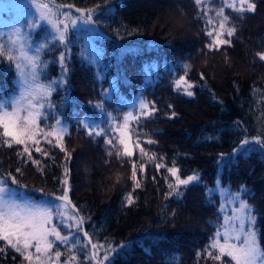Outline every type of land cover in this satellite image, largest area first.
Segmentation results:
<instances>
[{
  "label": "trees",
  "instance_id": "trees-1",
  "mask_svg": "<svg viewBox=\"0 0 264 264\" xmlns=\"http://www.w3.org/2000/svg\"><path fill=\"white\" fill-rule=\"evenodd\" d=\"M53 1L96 9L93 20L103 36L86 29L71 33L67 84L56 85L49 97L52 107L45 102L43 111L48 118H41L40 127L49 130L56 118L65 121L67 131L60 142L65 151L54 137L48 143L38 136L39 145L28 143L29 158L23 152L25 145L9 148L0 133V171L7 170L20 185L55 196L63 194L67 179L69 196L92 242L120 250L118 257L116 253L111 257L115 264H234L229 257L215 260L218 252L208 247L223 225L218 182L232 193L248 190L242 199L255 209V228L264 249V152L247 145L254 151L238 155L230 166L218 163L221 154L231 156L242 140L264 139V60H260L264 0H246L244 11L237 10L241 4L227 7L224 0H202L200 5L194 0ZM249 3L256 5L254 11H247ZM221 8L229 18L226 28L236 31L231 37L225 31L222 38L230 43L210 50L213 37L206 33L219 29L215 14ZM7 38L0 37V44L7 46ZM56 47L39 56L46 63L47 78H38L44 84L58 77ZM17 62L0 57V96L16 87ZM181 76L194 85L193 97L184 94L185 84L177 88ZM141 97L149 109L154 104L155 111L148 117L139 115ZM128 98L132 106L126 103ZM97 104L103 108L94 107ZM128 108L138 116L127 129L133 156L117 157L122 146L108 114L121 125ZM82 120L103 127L112 144L103 137L89 136L79 123ZM148 156L156 159L148 160ZM133 163L140 188L131 179ZM158 163L164 167L157 169ZM173 166L182 179L193 174L199 177L181 186L179 197L168 195V184L175 181L167 168ZM129 194L132 205L127 204ZM79 235L86 243L83 234ZM128 244L130 250L121 248ZM0 249V264H27L5 242L0 241ZM57 250L61 252L59 264H90L79 251L77 259L69 261L73 252L68 245L56 242L53 257Z\"/></svg>",
  "mask_w": 264,
  "mask_h": 264
},
{
  "label": "snow or ice",
  "instance_id": "snow-or-ice-1",
  "mask_svg": "<svg viewBox=\"0 0 264 264\" xmlns=\"http://www.w3.org/2000/svg\"><path fill=\"white\" fill-rule=\"evenodd\" d=\"M245 0H241V8L238 11H244L243 3ZM196 5H200L202 0H194ZM35 7L39 13L40 20L46 21L58 34V39L60 43H64L66 39V33L68 30L69 23L75 27L77 25V19H72L70 13L64 12L63 19L58 18L59 10L50 6L49 3L44 2V0H34ZM225 5L229 8H235L234 2H228L225 0ZM71 7V6H69ZM256 5L254 3H249L247 11H254ZM77 12L82 10L76 9ZM224 9L221 8L217 15L222 16L220 20L219 29H213L207 31L206 35L213 37L212 42L208 45L211 50L213 47L219 49L220 45L229 44L230 41L223 39L222 36L224 32L231 37L236 29L226 28L228 22V16L223 15ZM85 23L93 22V17L91 11L83 17ZM209 24L213 23L211 20L208 21ZM63 25V27H61ZM34 27L36 25H29ZM213 31H215V36H213ZM19 43V47L15 45ZM42 45L41 47H45ZM66 46V45H65ZM40 49L37 51L39 52ZM15 53V54H14ZM7 56L9 61H18L15 65L18 77L23 79L19 80L21 91L18 96L12 99L11 110H8L3 102H0V128H2V136L5 139V144L7 147L11 148L13 144L25 145L23 152L28 154L31 158V152L28 147V143L32 142L39 145L40 140L37 139L38 136H42L51 143V139L54 137L57 141V146L60 147L61 151H65L62 143L64 139L65 126L59 118L55 119V124L50 127L49 130H45L40 127L39 121L41 118L47 119V114L43 111L45 108V102L48 103L49 107L53 105L49 101V97L54 91H56V85L62 83L60 80H51L46 84L40 83L38 80L39 72L38 69L46 67V65L40 64L38 55L30 56L23 43L18 40L9 41V45L0 44V57ZM260 60H264V54L260 55ZM59 63L62 69L66 72L64 68V54L61 53L59 57ZM25 65L30 69L28 73L25 72ZM185 67H190V65H185ZM31 76V80L28 76ZM203 79V77H201ZM181 84H185L184 94L188 97L194 96V85L186 81L185 76H181L178 81H176V86L179 88ZM113 86H115L113 84ZM94 107L103 108V104H97ZM139 115L148 117L154 111L155 107L153 104L152 109H149V104L144 101L141 97L138 101ZM171 107V105H169ZM176 114L173 112L172 116ZM111 117V114H108ZM113 121L115 118L112 117ZM130 120H138V116L133 115L132 112H128L123 117V124L115 126L113 131L119 133V144L122 146V153L117 151V157L123 155L126 157L133 156V149L130 146V138L127 135L128 124ZM83 128L88 130L89 136L93 134L97 137L105 138L107 144H112L111 139H107L108 133L100 125L89 122L88 120L79 121ZM99 129V130H97ZM264 135V133H262ZM148 144H152V140L147 141ZM247 145H256L264 152V139L260 137H253L252 139H244L241 141V145L238 149H233L231 156L225 158L221 154V158L218 161L219 165L222 167L230 166L236 162L237 156H242L245 153L254 151V148L246 147ZM140 147L139 144L136 145ZM37 152H41L40 147H36ZM141 154L147 156L144 148L140 147ZM111 155V153H109ZM47 155V153H43ZM66 155H68L66 153ZM70 158V155H69ZM154 156H148V160H155ZM33 163H38L37 161H32ZM164 167L163 164H156V168L159 169ZM17 172L20 171L19 168L16 169ZM67 172V169H65ZM140 171H144V164L140 165ZM168 173L174 177L175 183H169L168 188L171 190L168 195L171 196L175 194L177 197L182 195L180 189L181 186H188L192 182L199 180L198 175H189L186 178H181L179 169L175 166L167 168ZM131 179L135 182V188H140L141 185L137 180V168L136 164H132ZM11 182L13 184L17 183L15 176L11 177ZM65 187L63 188V194L56 196L55 199L60 203L55 205V211L52 206L47 204H42L39 202H18L15 199L5 198L9 191L7 179L0 177V241L5 242L7 247H10L16 253L23 257V260L27 264H59L61 252L57 250L55 256L51 255V250L54 244L58 241L63 245L69 246V251L73 254L68 258L69 261H75L77 259L76 251L82 252L85 259L88 261L95 262V264H104L108 261V264H115L114 259H109L106 254L103 259L98 258L97 248L98 245L92 242L87 231H84L81 225L84 223L83 217L77 219L76 216L69 214V206L75 209V205H72L69 199V187L68 181L65 179L63 181ZM248 190L241 188L235 193L227 190V195L230 202L239 201L238 208L233 209L232 216L226 218V225L224 231L216 232L215 237L208 246L210 249L216 250L218 252L213 258L220 261L222 257H229L231 262L234 264H264V249L260 247L258 233L255 228L256 217L254 216L255 209L250 206L242 196L246 195ZM45 195H48L47 193ZM127 204L132 205L134 200L132 195L129 194L126 198ZM60 218V225L64 228H75L76 232L70 233L67 236L61 235L60 230H58L57 225L53 224V217ZM68 221H74V223H68ZM83 233L86 243L82 242L80 239V233ZM223 237L221 242L220 237ZM54 238V239H52ZM71 242V243H70ZM91 246V251H88V246ZM100 247H103L102 245ZM35 249L32 252L31 249ZM122 249L130 250L131 245H121ZM75 250V251H73ZM2 251V249H0ZM116 252L117 257L120 255L119 249H113ZM208 255L213 256V252L209 251ZM68 264V261L65 262Z\"/></svg>",
  "mask_w": 264,
  "mask_h": 264
},
{
  "label": "rangeland",
  "instance_id": "rangeland-1",
  "mask_svg": "<svg viewBox=\"0 0 264 264\" xmlns=\"http://www.w3.org/2000/svg\"><path fill=\"white\" fill-rule=\"evenodd\" d=\"M225 1V0H224ZM246 1V0H245ZM44 2H47L50 4V6H53L54 8H57L59 10L58 18L63 19V13L68 12L70 13V17L72 19H77L78 17L80 19H77V25L73 27L70 23L68 25V30L66 33V39L65 42L62 44L59 42L58 39V34L55 32V30L49 25L46 21L40 20L39 18V13L35 7L34 0H0V37H8L7 38V44L9 45V41L11 40H18L20 43H23L25 50L30 56H43L44 52L47 51L48 53V48L51 47H56L59 48V51L55 53L54 59L56 60L57 63V70H58V77L57 79L53 80H60L63 81L62 83L59 84H67L68 80V66H67V60H68V53H69V47H68V41L70 39L71 33L74 30H80V29H86L90 31L91 33H95V36H103L101 34L102 32L100 31L99 27L95 24L94 20L91 23H85L83 17L86 16L89 11H91L92 17L94 15V12H96V9H89V10H82L81 12H77L76 9H79L77 7L69 5H60L54 2L53 0H44ZM229 2H234L235 5H240L241 0H229ZM218 11L216 12V16L218 21L223 18L222 16L217 15ZM224 15V14H223ZM29 25H36L34 27H30ZM63 27V25H61ZM33 35V39L30 40V35ZM34 41V42H33ZM38 42V43H37ZM42 45H46L45 47H41ZM66 45V46H65ZM15 47H19V43L15 45ZM38 49L39 52L37 51ZM90 50L93 52V48L90 47ZM61 53L64 54V68L67 70L66 72L62 69L60 63H59V57ZM50 54V53H48ZM42 65H46V63H41V58H39L38 61ZM46 67H43L41 69H38L39 72V80L40 78L47 73L46 71H43ZM30 69L25 65V72L28 73ZM43 71V72H42ZM17 72V71H16ZM44 78H47L46 75L43 76ZM23 78L18 77V72L16 74V87L13 90L9 91V94H3L0 96V102H3L8 110H11L12 106V99L16 96L21 91L20 84L18 83L19 80ZM28 79L31 80V76H28ZM42 83L41 81H39ZM68 96L65 98L67 100ZM124 98V96H122ZM130 100L128 98V101L126 102L128 106H132V104L128 103ZM139 101V100H138ZM137 101V102H138ZM124 104V101H123ZM132 108V107H131ZM130 109V108H128ZM129 112H132L130 109ZM115 121H113L112 117H110V123L113 126H118L119 121L117 117H114ZM130 120L129 122H131ZM62 125L65 126V131L63 135L67 131V125L65 121L61 120ZM123 124V123H122ZM0 133H2V128H0ZM257 137V136H255ZM253 138V137H252ZM249 138V139H252ZM1 140V139H0ZM240 147V146H239ZM238 147V148H239ZM237 148V149H238ZM0 177H3L7 179L8 181V188L9 191L6 194V199L11 198L15 199L18 202H24V201H29V202H39L42 204H47L49 206L53 207V210L55 211V205L60 203L55 199V195H45L46 193L38 190H31L28 187H25L23 185H20L18 183L13 184L11 182V175L8 173L7 170L2 169L0 171ZM227 188L223 187L219 182L216 185V191L221 195L222 197V203L220 207L221 211V216H222V222L223 225H226V218H229L232 216L233 209L238 208L239 206V201L236 202H230L229 197L227 195ZM69 195V192H68ZM69 199L71 200L70 196ZM72 202V201H71ZM72 205H74L72 203ZM69 214L76 216L77 219L80 218L81 216L78 214L77 209H72L71 205L69 206ZM68 223H74V221H68ZM53 224L57 225L58 230L59 229H64L67 230L68 233L65 235L61 233V235L67 236L70 233L76 232V229L73 228H64L63 226L60 225V218L54 216L53 217ZM81 227L84 230L85 223L81 225ZM85 231V230H84ZM224 231V227H222L220 232ZM82 233V232H81ZM83 234V233H82ZM221 242L223 240V237H220ZM58 242V241H57ZM97 252H98V258L103 259V257L107 254L109 256V259L116 253L112 251L113 249H118L115 246H107L105 244H97ZM103 247H100V246ZM34 249V248H33ZM35 251V249H34ZM89 251H91V246L89 245ZM90 264H95V262L89 261ZM108 261H105L104 264H107ZM65 264V263H64ZM68 264H76L75 262H68Z\"/></svg>",
  "mask_w": 264,
  "mask_h": 264
}]
</instances>
